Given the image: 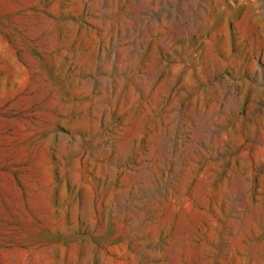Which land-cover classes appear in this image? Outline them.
<instances>
[{"label":"rangeland","instance_id":"obj_1","mask_svg":"<svg viewBox=\"0 0 264 264\" xmlns=\"http://www.w3.org/2000/svg\"><path fill=\"white\" fill-rule=\"evenodd\" d=\"M0 264H264V0H0Z\"/></svg>","mask_w":264,"mask_h":264}]
</instances>
